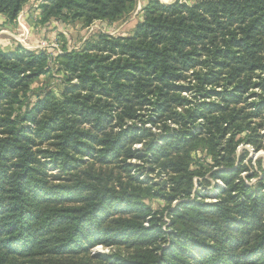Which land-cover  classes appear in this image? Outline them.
<instances>
[{
  "label": "trees",
  "instance_id": "obj_1",
  "mask_svg": "<svg viewBox=\"0 0 264 264\" xmlns=\"http://www.w3.org/2000/svg\"><path fill=\"white\" fill-rule=\"evenodd\" d=\"M27 2L0 0V16ZM134 2L45 0L40 22L112 24ZM55 63L60 92L32 102L46 54L0 49V264H264V185L235 156L264 151V0H149L132 35L97 34ZM198 150L212 163L190 170ZM207 171L210 203L193 183Z\"/></svg>",
  "mask_w": 264,
  "mask_h": 264
},
{
  "label": "rangeland",
  "instance_id": "obj_2",
  "mask_svg": "<svg viewBox=\"0 0 264 264\" xmlns=\"http://www.w3.org/2000/svg\"><path fill=\"white\" fill-rule=\"evenodd\" d=\"M45 0H28V2L22 7V10L17 15L16 19L9 23L7 20L0 16V49L3 52H12L17 46L31 51L45 53L51 72L45 76H41L38 80L34 81L30 85L28 91V99L34 102L37 98L43 95L47 90H51L55 93L60 92L62 88V75L56 72L55 59L57 56L63 54V51H71L73 49H79L83 43L91 37L97 34H107L110 36H130L133 34L135 27L138 23L143 20V10L149 0H135L132 10L129 14L124 17L121 21L109 24L107 22L95 21L89 27H83L78 22H64L57 19H51L46 23H41L40 16V5ZM162 4H172L175 2L186 3L193 5L195 0H157ZM138 127H142L140 122H137ZM149 124H144V128H149ZM170 127H175L170 124ZM153 132H158L155 127H151ZM261 134H264V130H261ZM244 136V135H243ZM264 144V143H263ZM134 149H140L141 144H134ZM236 158L243 156V163L249 168L247 173H242L241 176L244 178L246 185L251 187L252 190L257 188V185L261 182L264 185V151H255L250 145L240 144L236 149ZM132 164L143 165L141 161L132 160ZM212 163L209 156L204 151L198 150L191 153V160L189 162L190 170L197 169L199 166L202 168H209L207 164ZM134 174V170H132ZM52 172V171H51ZM204 172V171H203ZM54 173V172H53ZM211 171L204 173L201 179L194 178V192L201 190L199 193L210 195L212 199L204 200L207 203L216 201L213 197L215 195V187L220 186L219 181L215 182L209 178ZM254 173L250 179H247V175ZM139 176V179L147 181V172L139 171L134 174ZM151 176V175H149ZM148 176V177H149ZM154 178L152 182L147 181L148 184H155L162 182V178ZM207 184L198 185V181ZM124 182V181H123ZM208 185V186H207ZM169 188V187H167ZM191 199L201 200L200 194L191 195ZM153 210L160 211L167 205L154 195L150 194L146 199ZM174 201L171 208L175 206ZM167 225H169V219L165 217ZM165 227V226H164ZM110 250L102 245H97L90 248L91 253H108Z\"/></svg>",
  "mask_w": 264,
  "mask_h": 264
}]
</instances>
